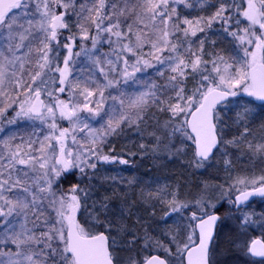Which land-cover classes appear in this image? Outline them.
<instances>
[{
  "label": "snow or ice",
  "instance_id": "obj_1",
  "mask_svg": "<svg viewBox=\"0 0 264 264\" xmlns=\"http://www.w3.org/2000/svg\"><path fill=\"white\" fill-rule=\"evenodd\" d=\"M0 264H264V0H0Z\"/></svg>",
  "mask_w": 264,
  "mask_h": 264
},
{
  "label": "trees",
  "instance_id": "obj_2",
  "mask_svg": "<svg viewBox=\"0 0 264 264\" xmlns=\"http://www.w3.org/2000/svg\"><path fill=\"white\" fill-rule=\"evenodd\" d=\"M123 167V166H122Z\"/></svg>",
  "mask_w": 264,
  "mask_h": 264
}]
</instances>
